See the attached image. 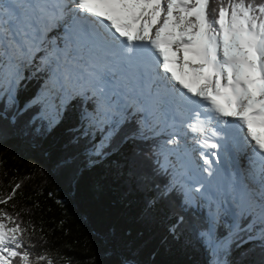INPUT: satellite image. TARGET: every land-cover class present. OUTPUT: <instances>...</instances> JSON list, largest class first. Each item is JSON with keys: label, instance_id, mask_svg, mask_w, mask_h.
<instances>
[{"label": "snow or ice", "instance_id": "snow-or-ice-1", "mask_svg": "<svg viewBox=\"0 0 264 264\" xmlns=\"http://www.w3.org/2000/svg\"><path fill=\"white\" fill-rule=\"evenodd\" d=\"M212 2L0 0V117L15 128L37 109L17 131L43 140L79 98L80 123L68 129L55 160L70 190L79 191L85 170L105 166L126 201L138 198L142 221L167 222L162 246L184 244L183 213L203 200L209 223L197 232L202 243L223 216L229 231L218 247L230 252L240 240L264 248V0ZM32 80L42 84L21 107L19 93ZM189 133L192 147L182 143ZM158 137L166 138L149 173L137 144ZM230 144L241 154L251 145L245 167L229 155ZM198 149L202 165L193 156ZM169 169L171 179L157 183L154 176ZM25 232L18 215L0 209V264H39L42 257L34 262L24 246ZM108 239L113 264H142L115 229ZM210 255L209 264H227Z\"/></svg>", "mask_w": 264, "mask_h": 264}, {"label": "trees", "instance_id": "trees-1", "mask_svg": "<svg viewBox=\"0 0 264 264\" xmlns=\"http://www.w3.org/2000/svg\"><path fill=\"white\" fill-rule=\"evenodd\" d=\"M211 7H217L216 0ZM41 84L42 81L32 80L26 90L20 91L21 107L37 93ZM79 104V98L73 100L61 123L43 140L22 137L17 131L37 109L19 117L15 128L8 119L0 117V196L7 197L17 184L20 185L11 200L0 203V209L19 216L26 229L24 246L34 262L39 255L42 257L39 264H48L49 260L52 264H113L116 257L109 250L108 237L110 230L115 229L123 244L130 243L138 249L137 259L142 264H209L213 252L227 264H264V248L259 247L260 241L241 243L234 240L230 252L217 246V240L229 231L225 226L227 217H221L217 230L206 244L197 238V232L207 228L209 223L208 208L199 206L205 201L200 200L197 207L183 213L188 218L184 244L162 246L167 222L163 218L151 224L142 221L138 198L130 196L126 201L121 189L108 175L107 167L85 170L79 191L70 190L55 160L70 139L68 129L80 123ZM165 138L137 144L142 167L149 173L157 167L156 147ZM40 144L43 148L38 147ZM126 150L127 146L123 151ZM170 173L171 169L155 175L154 179L163 185L171 179ZM97 185H102V189L97 190ZM180 200L181 195L174 194L173 208L177 213L181 212ZM243 238L246 239V234ZM29 243L33 247H29Z\"/></svg>", "mask_w": 264, "mask_h": 264}, {"label": "bare ground", "instance_id": "bare-ground-1", "mask_svg": "<svg viewBox=\"0 0 264 264\" xmlns=\"http://www.w3.org/2000/svg\"><path fill=\"white\" fill-rule=\"evenodd\" d=\"M61 32V29H57V30H55L54 32H51V33H49V37H52V36H55V35H59V33ZM59 42H61V41H59L58 40V42H57V44L59 45ZM63 47V45H60V47ZM187 142V144L189 145V147H192L193 146V141H192V139H189L188 141H186ZM248 146H250V145H248ZM247 146V147H248ZM246 147V148H247ZM218 151H220V150H218ZM221 152V151H220ZM244 152H246V154H241V155H239V156H237V163H239L242 167H245V165H247V160H246V157H248L249 155V152H247V151H245V149H244ZM195 152L193 153V156L195 157ZM196 158H197V156H196ZM197 163L198 164H201V161H199V159H197ZM214 163H215V161H214ZM221 165L223 166V156L221 157ZM219 179V178H218Z\"/></svg>", "mask_w": 264, "mask_h": 264}, {"label": "rangeland", "instance_id": "rangeland-1", "mask_svg": "<svg viewBox=\"0 0 264 264\" xmlns=\"http://www.w3.org/2000/svg\"><path fill=\"white\" fill-rule=\"evenodd\" d=\"M191 136H192V134L189 133V135H188L187 138H182V143L185 142V140L188 141L189 139H191ZM197 153H198V150L195 152V154H197ZM195 157H196V155H195ZM172 159L174 160L175 158L173 157ZM197 159H199V158H197ZM199 161H201V165H202V164H203V161L200 160V159H199ZM245 166H246V165H245Z\"/></svg>", "mask_w": 264, "mask_h": 264}]
</instances>
